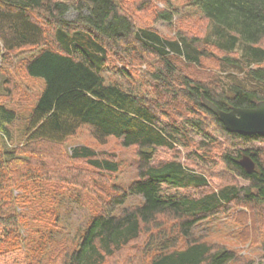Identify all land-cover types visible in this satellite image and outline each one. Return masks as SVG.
Wrapping results in <instances>:
<instances>
[{
  "label": "trees",
  "instance_id": "obj_1",
  "mask_svg": "<svg viewBox=\"0 0 264 264\" xmlns=\"http://www.w3.org/2000/svg\"><path fill=\"white\" fill-rule=\"evenodd\" d=\"M137 5L0 0L2 62L12 70L13 56L23 54L20 67L38 87L22 116L0 101V264H256L195 234L199 223L239 207L252 213L264 264V134L227 131L201 99L223 110L264 100V0H185L207 29L200 35L179 28L170 37L140 23L131 8L146 6ZM70 9L73 19L65 17ZM177 12L142 13L170 22ZM149 57L153 68L140 69L149 91L141 81L123 86L104 76L114 59L117 71L131 76L127 66ZM204 62L235 68L246 80L232 76L226 84ZM82 126L100 145L113 137L133 146L138 163L136 178L111 184L106 199L76 225L61 213L70 206L59 197L71 192L67 185L91 195L98 189L90 178L117 170L90 145L67 150ZM176 146L190 148L194 161L219 148L222 170L210 173L220 181L216 188L175 157L156 159L158 149ZM244 155L255 163L250 173L239 164Z\"/></svg>",
  "mask_w": 264,
  "mask_h": 264
},
{
  "label": "rangeland",
  "instance_id": "obj_2",
  "mask_svg": "<svg viewBox=\"0 0 264 264\" xmlns=\"http://www.w3.org/2000/svg\"><path fill=\"white\" fill-rule=\"evenodd\" d=\"M132 1V2H130ZM123 0L124 7L136 8L137 4L146 6L145 8L140 7L142 10L136 9V12H132L134 15H138L141 19L143 25L152 23V26L155 27L163 36L170 37L175 34V32L182 28L185 32H190L193 34L202 35L207 29V21L197 12H194L193 9H190L185 5V0ZM132 3V4H131ZM155 8H164L170 7L172 9H177L178 12L172 17V20H154L153 16H147L142 12H146L148 15L152 14V6ZM139 9V8H138ZM179 13V14H178ZM178 14V15H177ZM77 15V12L70 9L65 14L67 19H73ZM138 22V19H137ZM139 25V22H138ZM210 37L215 39L214 32L210 34ZM264 44V40L262 41ZM240 47V46H239ZM241 48L238 50L240 51ZM23 55V54H22ZM20 55L19 57L13 56V66L11 70L10 67L6 66L1 56L0 51V101L7 102L8 105L15 107L20 116L26 112V107L31 105L34 101L36 92L38 91L37 83H33L26 77L23 73V69L20 67ZM156 60L154 57H149L147 61H141L136 66H127L128 69H131V76L121 75L117 70L118 67H121V64L118 60L114 59L106 67L104 71V76L109 80H116L120 82L123 86L133 85L136 81L142 82V88L149 89L151 88L150 81H147V76L144 74L143 69H152V65H155ZM5 65V67L3 65ZM204 68L209 70L211 74H215L218 79L225 81L226 84L230 82L232 76L237 79H245L244 75L237 71L235 68L222 65L221 68L211 66L209 67L207 62H204ZM12 78L15 81V84L6 82V79ZM17 86V87H16ZM25 109V110H24ZM24 111V112H23ZM20 120H17L13 123L14 129L20 126ZM212 128V127H211ZM212 133L221 144L223 138L219 136L215 129H212ZM90 145L91 147L97 150L99 157H106L116 161L117 170L115 172L108 173L104 172V175H107L108 178L102 176H95V178H90L89 184H92L93 187H96L98 191L94 194H89L84 192L81 187H74L70 184L67 185L68 190L71 191L69 197L59 196L68 203L70 206H67L65 210L61 213L64 215H69L73 218L75 224L79 225L83 222V219L86 217L89 209L94 207V205H99L100 202L106 199V194L109 191L110 185L115 183L119 185H127L137 176V154L133 146L125 147L121 144L120 140L110 137L105 144H98L95 139L91 136L90 130L87 126H82L77 134L70 139L69 144H67V150L71 148V145ZM223 145V144H222ZM218 146V145H217ZM219 148L212 147V154L210 159H205L204 161L198 159L194 161V155H190V148H184L182 146H176L175 149L170 150L166 148H160L157 151L156 159L165 160L175 157L177 160L185 163L190 168L196 169L198 172L205 173L209 179L210 186L216 188L220 182L216 177H213L210 173L211 171H218L221 169L222 164L220 162L218 153L216 150ZM222 170V169H221ZM212 176V177H211ZM93 180L92 182L90 180ZM83 180V179H82ZM16 191V190H15ZM76 192L75 194L73 192ZM17 192V191H16ZM80 195L79 200L75 204V195ZM72 201H68V199ZM87 203V204H86ZM243 211H246V208H235L232 211L225 213H219L215 217L210 218L205 222L199 223L195 228V234L200 235L213 243H221L227 246L228 248L235 249L239 254H247L253 258L256 264H262V251L261 246L258 244L259 241L256 238V235L253 232L252 228V216L251 212H246L242 214ZM74 230V229H73ZM3 259V256L1 257Z\"/></svg>",
  "mask_w": 264,
  "mask_h": 264
},
{
  "label": "water",
  "instance_id": "obj_3",
  "mask_svg": "<svg viewBox=\"0 0 264 264\" xmlns=\"http://www.w3.org/2000/svg\"><path fill=\"white\" fill-rule=\"evenodd\" d=\"M201 99L203 105L218 117L227 131L240 134H264V100L257 101L253 107H232L223 110L204 95H201ZM239 164L248 173L255 167L254 161L247 155L239 159Z\"/></svg>",
  "mask_w": 264,
  "mask_h": 264
}]
</instances>
